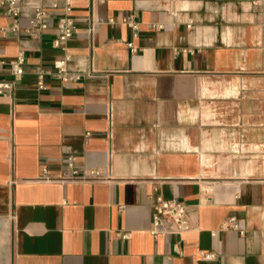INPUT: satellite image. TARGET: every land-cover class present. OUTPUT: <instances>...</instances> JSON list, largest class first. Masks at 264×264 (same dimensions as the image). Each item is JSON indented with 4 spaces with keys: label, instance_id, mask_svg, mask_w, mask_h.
Here are the masks:
<instances>
[{
    "label": "crops",
    "instance_id": "1",
    "mask_svg": "<svg viewBox=\"0 0 264 264\" xmlns=\"http://www.w3.org/2000/svg\"><path fill=\"white\" fill-rule=\"evenodd\" d=\"M55 1H22V28L55 15L38 37L0 10V81L26 57L0 98V264H264V0H73L64 48ZM128 16L136 35L110 23ZM65 57L80 80L40 90L34 70ZM71 154L82 179L40 180ZM157 197L193 231L151 235ZM233 216L246 236L220 230Z\"/></svg>",
    "mask_w": 264,
    "mask_h": 264
},
{
    "label": "built area",
    "instance_id": "2",
    "mask_svg": "<svg viewBox=\"0 0 264 264\" xmlns=\"http://www.w3.org/2000/svg\"><path fill=\"white\" fill-rule=\"evenodd\" d=\"M23 0H0V10L14 20L12 27L5 29V32H11L15 36L25 34L30 37H38L42 33L48 31L51 27L54 14L44 8H35L31 18L29 19L28 27L22 28L20 21L23 17ZM53 11L62 10V14L58 19L57 36L53 41L56 48H64L73 38L76 32V20L73 17V0H56L52 5ZM120 23L128 25L134 35L139 30V26L134 16L122 17L120 20L111 19L112 25ZM157 28H162L158 26ZM129 49L133 53L137 52L133 43H128ZM70 58L65 57L55 61L50 68L39 67L34 70V74L38 78V88L44 90L46 88L45 80L47 77H55L59 81L70 84L80 80V76L74 75L69 71ZM26 57L25 52L20 51L17 57L10 63L12 80L0 81V98L11 100L16 90L17 84L21 81L25 74ZM90 135H88L89 137ZM108 140L112 143V131L108 133ZM40 180L45 182H60L69 183L78 181L81 178L80 170L76 164L75 155L71 154L67 157L66 163L59 176H52L46 167H42ZM153 210L151 235L155 238L161 235L164 236H183L193 231L192 212L185 202L178 199H165L157 197L151 201ZM221 231H233L241 237L246 236L247 231L243 225V221L236 217H230L224 221L221 226ZM218 232H213L214 238ZM124 239H129L130 235H124ZM206 258L211 259L213 255H208Z\"/></svg>",
    "mask_w": 264,
    "mask_h": 264
}]
</instances>
